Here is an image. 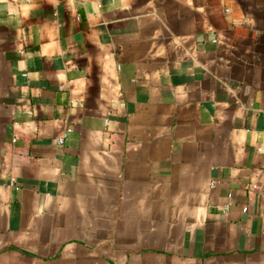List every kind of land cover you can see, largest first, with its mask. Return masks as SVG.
<instances>
[{
    "label": "crops",
    "instance_id": "obj_1",
    "mask_svg": "<svg viewBox=\"0 0 264 264\" xmlns=\"http://www.w3.org/2000/svg\"><path fill=\"white\" fill-rule=\"evenodd\" d=\"M0 264H264V0H0Z\"/></svg>",
    "mask_w": 264,
    "mask_h": 264
},
{
    "label": "built area",
    "instance_id": "obj_2",
    "mask_svg": "<svg viewBox=\"0 0 264 264\" xmlns=\"http://www.w3.org/2000/svg\"><path fill=\"white\" fill-rule=\"evenodd\" d=\"M105 123H107V119L105 120ZM67 135H68V131H66V132L63 133L60 137H58V138L56 139V141H57L58 143H60V144L63 143V142L66 140ZM242 210H243V212H246V207H243Z\"/></svg>",
    "mask_w": 264,
    "mask_h": 264
}]
</instances>
